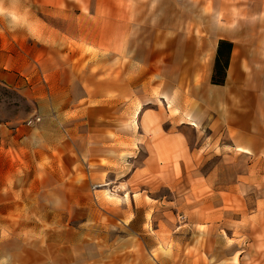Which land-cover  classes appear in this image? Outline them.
I'll return each mask as SVG.
<instances>
[{"label":"crops","instance_id":"0c3cea01","mask_svg":"<svg viewBox=\"0 0 264 264\" xmlns=\"http://www.w3.org/2000/svg\"><path fill=\"white\" fill-rule=\"evenodd\" d=\"M5 1L0 11V81L25 86L42 119L33 127L0 125V138L18 146L19 157L26 158L27 151L39 145L44 149L37 157L63 160L61 167L53 163L54 173L61 176L57 190L62 197L45 203L97 205L98 200L79 203L63 193L73 191L78 182L77 158L85 169V190L102 195L101 180L106 179L120 189L114 204L121 209L116 223L106 226L101 215L90 210L82 237L135 243L154 233L143 227L158 220L153 215L156 205L171 203L153 195L155 181L150 178L169 188L177 182L178 204L192 200L190 205L202 210L193 221L211 223L215 239L228 246L205 253L216 256L215 263L222 257L234 260L236 252L232 264L247 254L260 256L264 243L255 239L264 237V0H212L217 15L212 13L208 35L188 38L184 33L165 39L140 37L139 31L156 26L186 29L180 15L186 0H93L83 7L52 1L46 7L48 18L43 6L18 0L12 7ZM195 7L196 15H202V0H196ZM157 8L162 14L165 9V22ZM221 38L231 41L232 48L224 81L214 83ZM70 45L72 51L59 48ZM86 45L110 47L113 53H86ZM124 46L129 47L126 54ZM155 46L162 47L157 54ZM189 177L194 179L190 187ZM43 200L35 198L30 205H44L39 202ZM21 201L0 206L17 207ZM138 207L144 208L140 219ZM161 221L167 222L163 217ZM57 235L55 240H61ZM3 238L5 245L8 238ZM53 244L45 252L36 251L30 264H96L95 256L104 253L91 243L82 250ZM124 247L126 242L120 250ZM26 251L20 246L4 255L8 264H27ZM76 251L84 252L81 256ZM169 254L167 250L164 255ZM46 255L51 257L42 259Z\"/></svg>","mask_w":264,"mask_h":264},{"label":"rangeland","instance_id":"374dc122","mask_svg":"<svg viewBox=\"0 0 264 264\" xmlns=\"http://www.w3.org/2000/svg\"><path fill=\"white\" fill-rule=\"evenodd\" d=\"M12 7L18 5V0H6ZM5 1V2H6ZM28 6H43L44 7V18H48L49 14L46 12L47 6L55 2V5L62 7L65 6H79L83 7L92 4L93 0H22ZM4 0H0V11H2V5ZM203 2V13L202 15H196V0H186V7H181L180 15L186 19V29H177L175 31L165 29L162 26H156L149 30L139 31L140 37L154 36L165 39L167 37H177L179 35L186 34V37H197L198 34L201 36L208 35L210 31L212 13L216 11L212 10V0H202ZM162 8L158 9L161 20L165 22L167 19V13L163 14L160 12ZM200 11V10H199ZM219 22L223 20L222 15L218 14ZM181 19V20H182ZM66 51L74 48L73 46L59 47ZM129 47H123V54L127 53ZM162 47L155 46L153 51L155 54L159 52ZM174 47L171 46V49ZM83 50L86 53H113L110 47H95L86 45L83 46ZM126 59V58H124ZM126 62L123 61V66ZM227 68V67H226ZM226 73V69H225ZM221 74H217V77ZM39 116L36 111L35 103L25 94V86H14L8 85L0 81V125L6 124L8 127L13 128L16 125H26L33 127L37 123L41 122V117L38 122L27 125L26 122L29 118ZM27 149L29 146H27ZM27 149H25L27 151ZM42 148L39 145L32 146V150L27 151L29 155L26 158L19 157V148L15 144L6 143L0 138V204L3 202H13L15 200L21 201V206L17 207H3L0 206V264H8L9 256L5 257L4 252H17L19 247L25 246L26 261L30 264L35 260L34 253L45 252L47 247L54 246L53 242L61 243L67 248L81 249L84 244L88 245L91 243L92 246L101 250L104 253L97 254L95 257L96 264H163L164 258L170 260V264H232L231 261L237 258V252L234 254V260L226 257H222L218 263H215L216 256L205 254L214 247L220 246L224 250L228 249L224 242L219 243L215 239V232L213 233L211 223L203 224L201 222H194V214L202 212L201 209L197 210L196 207L190 205L193 203L192 200L182 201L184 206L178 204V195L174 188L178 186V183L172 182L170 188L163 185L161 181H158L156 177H151L150 181L154 180L153 195L160 197L165 196L166 202L159 203L156 205L155 212L153 215L159 216L158 220L154 222L144 224L143 229L148 230L151 233L150 237L142 239L132 240L122 238H83L82 230H84V221H87L88 211L92 215H101L102 224L108 226L111 222L116 223L115 217L121 215V209L114 206L115 203L119 202L118 193L120 189L116 187L114 182L101 180L103 194L95 196L93 191L85 190L83 183L81 182L86 174L83 165L80 160L76 158L74 164L75 175L74 178L78 182L74 184V190L67 191L63 190V193L68 195L71 199L76 202H84L86 200H98L100 205H94L93 207L85 206H56L47 205L45 199L60 198L57 189L61 188V176L54 173L53 163L55 162L58 166H63V160H53L45 157H37V151H41ZM4 152H8L9 157L4 155ZM56 154V152H55ZM145 151L143 152V155ZM140 157L138 161H141ZM215 160L207 161L204 168L207 169L212 165ZM21 163V167L19 166ZM63 177V176H62ZM111 179V178H110ZM193 177L187 179V186L190 187ZM106 181V182H105ZM82 183V184H81ZM66 187V182L62 184ZM71 187V186H70ZM98 188V186H97ZM189 189V188H188ZM189 194V193H187ZM35 198L44 199L42 202L44 205L32 206L30 205L32 200ZM181 206V208H179ZM139 208L138 219L141 218L144 208ZM195 212V213H194ZM198 212V213H197ZM239 214V212H236ZM193 216V217H192ZM162 217L167 220L165 224H162ZM158 221L161 223L159 224ZM93 225V223H91ZM110 224V225H111ZM241 223L235 222V226ZM227 224H224L226 228ZM232 226V224H230ZM214 230V229H213ZM53 232V233H52ZM62 236L61 240H55ZM60 232H66L65 237ZM79 232L80 236H75L74 233ZM53 234V236H52ZM221 234L225 237L226 232L221 231ZM21 236V239L18 236ZM8 238L7 244L4 243V238ZM256 241L264 243V237L257 236ZM227 240V239H226ZM3 241V242H2ZM126 246L120 250V247ZM129 242V243H127ZM229 242V241H228ZM230 242H232L230 240ZM234 242V241H233ZM238 242V241H235ZM138 243V245H137ZM231 244V243H230ZM233 247V243L231 244ZM146 246L149 247L146 248ZM242 246V244L240 245ZM261 254L241 256L238 262L234 264H264V245L261 247ZM235 249V248H234ZM150 251V254L147 251ZM169 250V255H164ZM82 252H75L76 255H81ZM133 252L134 255H131ZM84 256V254H83ZM48 260L51 256H42ZM86 257V256H85ZM133 258V259H132ZM16 258H13V260ZM226 259V260H225ZM132 260V261H131ZM17 261V260H16ZM165 262V261H164ZM229 262V263H228ZM46 261L42 260V264ZM93 263V261H92ZM17 264V263H16ZM47 264V263H46ZM76 264V263H75ZM77 264H83V261H79Z\"/></svg>","mask_w":264,"mask_h":264},{"label":"trees","instance_id":"16d2710c","mask_svg":"<svg viewBox=\"0 0 264 264\" xmlns=\"http://www.w3.org/2000/svg\"><path fill=\"white\" fill-rule=\"evenodd\" d=\"M232 42L226 39H219L214 59V67L211 81L214 83H222L225 78V69L228 65ZM217 74L221 76L217 77Z\"/></svg>","mask_w":264,"mask_h":264},{"label":"built area","instance_id":"2783aa9c","mask_svg":"<svg viewBox=\"0 0 264 264\" xmlns=\"http://www.w3.org/2000/svg\"><path fill=\"white\" fill-rule=\"evenodd\" d=\"M40 120L39 116H35L34 118H29L26 122L27 125L32 124L34 122H38Z\"/></svg>","mask_w":264,"mask_h":264}]
</instances>
